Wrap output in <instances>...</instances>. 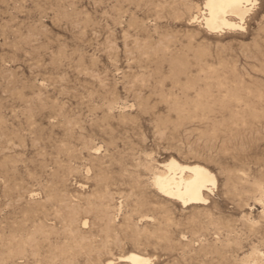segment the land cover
I'll use <instances>...</instances> for the list:
<instances>
[{
	"label": "rangeland",
	"instance_id": "rangeland-1",
	"mask_svg": "<svg viewBox=\"0 0 264 264\" xmlns=\"http://www.w3.org/2000/svg\"><path fill=\"white\" fill-rule=\"evenodd\" d=\"M254 2L217 31L204 0H0V264H264ZM171 158L208 201L158 193Z\"/></svg>",
	"mask_w": 264,
	"mask_h": 264
},
{
	"label": "bare ground",
	"instance_id": "bare-ground-1",
	"mask_svg": "<svg viewBox=\"0 0 264 264\" xmlns=\"http://www.w3.org/2000/svg\"><path fill=\"white\" fill-rule=\"evenodd\" d=\"M254 3V0H204L200 14L195 13L193 18L197 21L202 17L209 30L242 28ZM162 167L164 170L153 175V183L159 194L184 205L208 201L205 192H208L210 184H216V178L207 167L197 163L183 164L174 158L163 163ZM128 258L133 264L149 262L134 253L129 254Z\"/></svg>",
	"mask_w": 264,
	"mask_h": 264
}]
</instances>
